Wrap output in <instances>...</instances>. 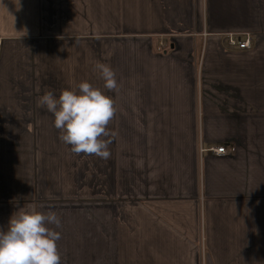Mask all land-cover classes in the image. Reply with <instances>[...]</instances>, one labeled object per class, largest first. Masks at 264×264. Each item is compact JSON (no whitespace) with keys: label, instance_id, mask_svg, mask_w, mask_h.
I'll return each instance as SVG.
<instances>
[{"label":"crops","instance_id":"crops-1","mask_svg":"<svg viewBox=\"0 0 264 264\" xmlns=\"http://www.w3.org/2000/svg\"><path fill=\"white\" fill-rule=\"evenodd\" d=\"M81 82L114 100L107 160L37 106ZM32 210L61 264H264V0H0V229Z\"/></svg>","mask_w":264,"mask_h":264},{"label":"clouds","instance_id":"clouds-1","mask_svg":"<svg viewBox=\"0 0 264 264\" xmlns=\"http://www.w3.org/2000/svg\"><path fill=\"white\" fill-rule=\"evenodd\" d=\"M94 70L109 91L118 89L114 70L97 62ZM38 107L46 108L54 116L53 126L59 131V140L71 146L75 155H94L110 158L109 124L116 108L114 100L88 82L76 89L63 90L59 97L48 91L38 98ZM61 226L58 216L32 210L20 212L9 219L6 230L0 229V264H61L57 241L61 234L48 225Z\"/></svg>","mask_w":264,"mask_h":264},{"label":"built area","instance_id":"built-area-1","mask_svg":"<svg viewBox=\"0 0 264 264\" xmlns=\"http://www.w3.org/2000/svg\"><path fill=\"white\" fill-rule=\"evenodd\" d=\"M226 44L230 47V48H234V49H246L249 46V41L248 39H246V37L244 38V40H237L235 35H227V39H226ZM236 47V48H235ZM200 152L202 151H206L215 155H223L226 153V150L224 147L220 146V147H210L207 148L206 150H199Z\"/></svg>","mask_w":264,"mask_h":264},{"label":"rangeland","instance_id":"rangeland-1","mask_svg":"<svg viewBox=\"0 0 264 264\" xmlns=\"http://www.w3.org/2000/svg\"><path fill=\"white\" fill-rule=\"evenodd\" d=\"M246 39H248V37H246ZM250 44H249V46H248V48H250ZM236 48V47H235ZM248 48H246V49H248ZM200 148L202 149V150H206V149H204L205 147H201L200 146ZM202 152H204V151H202ZM66 159V158H65ZM69 196H72L73 198V200H72V202H74V203H72L71 205H77V203H75V202H80V200L79 199H81V194H79V193H72V194H69ZM89 198H91V197H89ZM68 199H71V198H68ZM38 200V199H37ZM62 202H64V200L62 201ZM76 208V207H75ZM52 211H54L55 212V210H52ZM91 213H92V211H90V216H91ZM68 264H74L73 263V259H71V257H69V259H68Z\"/></svg>","mask_w":264,"mask_h":264}]
</instances>
